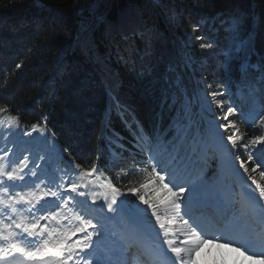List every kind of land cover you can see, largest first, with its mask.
<instances>
[{
    "label": "trees",
    "instance_id": "trees-1",
    "mask_svg": "<svg viewBox=\"0 0 264 264\" xmlns=\"http://www.w3.org/2000/svg\"><path fill=\"white\" fill-rule=\"evenodd\" d=\"M170 1L146 0L143 7L140 0H0V103H7L26 126L43 125L46 119L67 159L91 162L99 154L101 167L112 171L118 187L142 180L126 154L110 164L107 144L121 149L115 141L135 140L117 123L119 103L126 105L124 118L145 128L157 126L173 135L172 121L179 118L183 129L184 95L168 71L183 51L178 29L164 10ZM208 1L217 11L250 2L256 39L248 47L264 54V0ZM16 63L22 67L16 69ZM5 70L15 73L7 81ZM196 75L181 73V86L189 93ZM202 130L207 135L205 123ZM69 146L72 157L64 152ZM120 167L132 174L119 177ZM124 198L138 203L134 196Z\"/></svg>",
    "mask_w": 264,
    "mask_h": 264
},
{
    "label": "snow or ice",
    "instance_id": "snow-or-ice-1",
    "mask_svg": "<svg viewBox=\"0 0 264 264\" xmlns=\"http://www.w3.org/2000/svg\"><path fill=\"white\" fill-rule=\"evenodd\" d=\"M167 14L171 25L184 27L179 12L167 8ZM224 23L231 29L235 21ZM203 24L202 20L192 22L190 30H185L184 49L193 51H182L180 61L170 64L168 71L175 74L176 86L184 95L185 110L190 112L194 104L199 105L211 117L208 134L213 146L229 157L235 156L239 168L255 186L254 192L241 193L242 208L258 210L264 224V208L260 207V202H264V183L254 175L259 169L264 179V114H260L264 108L244 112L231 102L225 86L204 75L195 81L191 93L181 86L182 72L190 70L193 77L196 75L194 50L198 48L200 55H206L216 48L204 34ZM21 67L22 63H16V69ZM241 70L247 72V67ZM5 72V81L15 74ZM260 85L264 94V69ZM247 86L250 92H255L251 83ZM18 125L19 117L11 115L7 103H0V127L11 129ZM46 125V119L43 125L33 124L24 135L31 137L34 132L46 130ZM137 142V146L145 142L142 134L137 135ZM198 147L199 142L194 140L193 152ZM240 149L248 151L246 161L237 155ZM64 152L72 157L70 146ZM11 153L9 149L0 154V264H120L113 259L112 249H102L100 244L105 232L102 221L114 219L120 212L146 219L153 229L159 228L158 236L163 237V245L171 253L169 256L161 247V264H197L195 255L214 241L219 242L218 246L231 247L246 259H264V251H251L250 235L239 233L235 238H231V233L215 238L207 235L202 221L189 212L193 189L184 177L187 166L177 167V157L171 153H166L167 162L151 150L146 162L133 157L135 171L142 173L143 179L130 180L123 189L113 182L111 175L101 171L99 154L91 162L81 163L72 158L68 168L57 169V175L46 172L44 165L35 162L31 155L12 159ZM45 159L41 156V160ZM130 174V168L120 167L119 177ZM126 195L134 196L138 203L129 206L121 199ZM97 207L100 212L114 216L102 217ZM260 246L264 248V238Z\"/></svg>",
    "mask_w": 264,
    "mask_h": 264
},
{
    "label": "rangeland",
    "instance_id": "rangeland-1",
    "mask_svg": "<svg viewBox=\"0 0 264 264\" xmlns=\"http://www.w3.org/2000/svg\"><path fill=\"white\" fill-rule=\"evenodd\" d=\"M140 5H142L143 7L147 6L146 0H140ZM167 8H173L181 14V20L183 21L184 27H175L176 29H178V33L176 35L177 41L182 47L183 51H193L191 49H184V41L186 39L185 30H190L189 25L192 22L201 20L204 21V34L215 43L216 48L208 50V53L206 55H200L198 48L194 50L196 52V56L200 58L199 60H197V63L202 65L206 61L205 67L210 68L207 74H200V76L204 75L208 77V75L210 76V74L216 73L215 77L210 76L211 78L208 79L215 80L217 83L225 86L228 89V96L231 98V102L238 107L237 99L236 102L233 99L234 97H240L242 95V89L239 88L240 86L237 88L234 72L236 71V69H242L250 65L253 67H257L258 64L257 61L252 62L253 58L245 57L246 53L248 52L246 49V45L249 38L248 32L250 30L248 21L251 13L250 2L244 1L239 3H229L222 11H217L212 3H210V1L208 0H172L169 3H166L164 8L166 16L168 18ZM225 21H229L230 23L232 21H235V23L231 27V29H229V24L224 23ZM219 31L220 33L218 34ZM258 57L259 55L256 56V59ZM243 93L245 94L246 91L243 90ZM226 99H228V97H226ZM217 114H219L218 110ZM235 119L237 120L239 119V117L237 116L235 117ZM241 129L244 130V128ZM56 146H59L58 143L56 144ZM190 150H193V146H191ZM242 150L244 152L243 160L246 161L249 153L244 149ZM164 153H168L167 150H165ZM221 153L222 157L226 154L222 151ZM194 159H196V157ZM223 161L224 164H226L229 168H233L234 166H236V164L228 162L227 158L225 157H223ZM177 167H180L178 160ZM202 181L203 180H200V182ZM121 199H123V197H121ZM104 215L106 217L114 216V214L107 213L106 211ZM117 218L118 215H115L114 219H106L107 223L110 225V230H114L117 226V223L115 222ZM209 224L210 223H208L206 226H208ZM207 245L208 246H205L206 248H208L206 249V251L209 250L210 252H206L205 247L203 246L195 255L197 264H264V259L259 260L257 258L255 259L256 263L252 262L251 259H245V257L240 255L239 252L233 251L231 247H227L229 252L227 254L229 256L228 257L224 256V251H222L220 247H218L217 249L213 247V249L212 247H210L209 243ZM235 257H238L239 259H235Z\"/></svg>",
    "mask_w": 264,
    "mask_h": 264
},
{
    "label": "bare ground",
    "instance_id": "bare-ground-1",
    "mask_svg": "<svg viewBox=\"0 0 264 264\" xmlns=\"http://www.w3.org/2000/svg\"><path fill=\"white\" fill-rule=\"evenodd\" d=\"M29 139V136H25V135H22L21 137H19V140H18V142H19V144H23V143H25L26 145H27V147H28V152L29 153H31V154H33V149H35V147L37 146V142H32L31 143V141L30 142H27V140ZM9 149H12V153L10 154V156H11V158L12 159H22L23 158V156H20V155H17L16 153H15V150L13 149V147H11V148H6V147H4L3 146V142H0V154H2V152L3 151H7V150H9ZM32 157V156H31ZM33 159V158H32ZM34 160V159H33ZM35 162H37L36 160H34ZM38 163V162H37ZM97 209H98V207H97ZM209 226V225H208ZM118 232V231H117ZM118 235L116 234V232L114 233V237L116 238ZM113 246H115V247H117V244L116 243H114V242H110ZM100 244H101V248L103 249L104 248V246H103V244H102V242L100 241ZM209 245H210V247H215L216 249L218 248V247H220L221 248V250L222 251H224V256H228L227 254L229 253L228 252V248L227 247H223V246H218V243L217 242H212V243H209ZM120 246H122V240H121V242H120ZM214 249V248H213ZM156 251H157V248L155 249ZM219 250V249H218ZM112 252H113V254H114V256H116V254H117V251L116 250H114V249H112ZM215 252V251H214ZM219 252V251H218ZM216 253V252H215ZM231 256V255H230ZM229 257V256H228ZM227 258V257H226ZM225 258V259H226ZM246 259V258H245ZM160 260V264H161V262H162V260H163V258H160V259H156L154 262H158ZM252 260V262H255L256 263V260L255 259H251ZM255 260V261H254ZM148 263H145V264H155V263H152V261H147ZM226 262V261H225ZM251 262V263H252ZM259 262V261H258ZM262 262V261H261ZM264 262V261H263ZM262 262V263H263ZM260 264V263H259Z\"/></svg>",
    "mask_w": 264,
    "mask_h": 264
}]
</instances>
